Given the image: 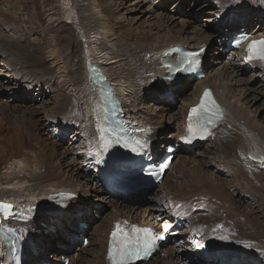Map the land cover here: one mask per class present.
Masks as SVG:
<instances>
[{
    "label": "rangeland",
    "instance_id": "obj_1",
    "mask_svg": "<svg viewBox=\"0 0 264 264\" xmlns=\"http://www.w3.org/2000/svg\"><path fill=\"white\" fill-rule=\"evenodd\" d=\"M41 1L42 0H0V30H3V27L12 26L17 28L23 37L18 41L16 39L9 40L14 42L16 46L12 45L8 40L1 39L0 41V73H2V75H0V112L10 114V120L5 123L12 126L13 132H21L22 134H27V136H29L33 131L37 136L39 134L41 139L44 138L46 143H53V147L57 151V156L55 158L48 155V150L43 145V141H39L41 146L38 147V144L36 145L37 137L29 136L26 138V142L28 143L30 141L28 144H30L31 147L24 150L26 158L31 163V166H40L41 171L46 169L50 174H56V172H58V174L61 173V176L57 179V183L61 181L60 183L62 184V187L51 190L49 187H44L43 185L42 191H48L46 189H49L56 195L57 192L68 193L72 190L74 193H71L73 196L70 198V202L75 201V204H71L70 207H68L59 217H57V213L60 212L50 205L46 208L45 212L41 210V213L38 215L40 216L38 219L40 220L38 223L40 227L39 229L32 230L33 233H31L37 235V237L29 251L27 250L28 253L26 254L24 262H38L40 264H42L41 262H47L48 264H57L67 258L69 264H103L106 231L112 226V222L115 220L116 215L122 213L121 211H126L125 206L144 210V208L147 207L144 203L145 195L141 196V199L143 200L138 204L128 202L125 203V205L123 204L124 207L122 204L121 206L119 205L120 207H117V209L114 207L113 203L120 204V199L109 194V192L102 186L100 180L94 176V173L96 175L95 171H88L89 168H87V164H89V159H87L86 156L88 155L84 151V147H87L89 139L87 137L88 132L78 122L73 121L66 111L60 109L63 100H60L56 96L57 92H53L47 86L43 73L31 68L32 65L29 62L30 58L38 63L36 60V57L38 56L41 60H44L46 70L50 71L48 74L50 78L53 76L56 80L58 79L57 81H54L53 85L55 83L58 84V82L64 79L66 72L63 73L61 71L63 70L61 69L62 62L56 60L57 56L54 53V49L58 46H56L57 38H55L54 33L47 31V27L52 25L54 20L59 16L64 20L75 23L74 11H69V5H66L62 0H53L55 1L54 4L59 8L60 15L58 17H50L53 12L46 11L45 9H38L39 15H36V4H39ZM116 1L117 0H112V8L114 5L118 6V12L114 11L115 13L117 12L116 22L122 24L117 30L127 31L129 28L132 30L134 29L135 31L136 28L137 32H143L144 30L149 31L150 29L152 33H155L157 29H159L160 33L174 32L179 28L176 19L179 20L181 18L186 24L189 23L190 27H195L196 30L194 29V31H198L199 29H213V36L208 38V43L209 45L211 44L210 46L215 45L218 50L214 57L209 54L204 56L203 65L206 66L207 70H211L221 64L228 65L230 63H238V61L230 58L229 54H231V52H228L229 54L225 55L226 53L221 51L220 47H224V45L221 46L216 43V38L223 36L222 33L225 34V36H227L226 34H229V32L227 33L226 31L228 24L231 22L229 18H235L236 16H234V14L238 11H234L232 8L227 11H221L215 0H146L143 7L145 10H143V8L134 9V7H131L133 5H116ZM125 1L132 2L133 0H118V2L121 3H124ZM208 4H211V7L208 6ZM160 5V13H153L149 10L153 7L159 8ZM126 8L131 10H127ZM257 13L258 12L253 10L250 14L251 20H249L248 23L250 24V29H253L257 25H262V23L257 22ZM155 15L161 18H157ZM237 16L239 17L237 18V22L242 20L241 15ZM16 17L21 19L20 23H15ZM51 18H53V20ZM222 21H224L225 24H222ZM50 22L53 23L50 24ZM240 27L241 25L235 26L232 29L233 32L230 34L237 32ZM73 36H75L76 39H79L78 41L80 44V50L76 53L83 58V56H86V48L83 39L79 36L77 30H74ZM18 49L29 51L31 56L26 57L25 55L18 53ZM30 49L33 50L30 51ZM58 50L59 48L55 51ZM214 58H216L215 64L213 63ZM53 60H56L57 63L54 64L55 62H53ZM56 68L57 70H60L57 71ZM246 69L243 77L246 78L252 76V80L256 82L258 88L263 92V101L261 100L262 96L259 97L257 93L256 95L258 96V99H256V102L250 101V95L246 96L245 94L240 96L238 91H234L233 93L244 105L247 106V108L249 107L248 110L251 111L250 115L254 116L255 125L258 126L259 129H264V75H254L251 67L247 66ZM9 79H13L12 82H10ZM201 80L202 79L192 81L191 85L185 86L182 91L183 93H178L175 98H173V95L171 94L173 99L171 100V103L168 102L169 105L163 102V100H165V98H163L165 95L153 96L146 89L143 90V97H141L142 100L140 103H138V101L134 102L132 97H126L127 108L129 107L130 110L134 108L136 111L141 112L143 116H151L157 113V116L159 117V125H157L159 126L157 129L158 135L169 136L167 139L154 138L157 144H155V146L158 148V156L162 154V152L159 153V150L161 147L163 148L164 144H169L174 139V141L177 140V136L175 135L176 124L179 123L182 125L181 109L183 110L187 107L186 100L193 95V90ZM38 81L47 87H42L39 91L38 89L40 88H38L37 85ZM227 83L228 86L233 89L234 80H229ZM26 84H28L29 87ZM59 86L64 87L65 94L66 92L70 95L73 94V91L69 90V86ZM31 89L35 90L31 91ZM78 102L80 103V101ZM166 106L169 108H166ZM170 109L174 118L173 116L169 118L165 114L160 115L161 112H167L170 111ZM259 113L261 115H259ZM22 114H25V116H21ZM84 115L88 117V115ZM163 129H165L166 132ZM170 133L173 134V136ZM231 136L235 139L236 134L232 133ZM47 137H49V139ZM31 138L32 140H30ZM162 142L163 145L161 146ZM207 142L208 141L200 144L197 149L193 151L195 154L193 152L190 153L188 158L193 156L196 162H200L203 165V174L206 175L208 184L220 185L223 181L237 182L238 179L236 180L234 173L228 169V166L223 167L224 163L219 159L220 157L214 158L213 156L212 159L208 158L211 155L207 153L206 148H204ZM154 150L156 154V148ZM212 150H214V146ZM197 154L198 156H196ZM45 155H47V157ZM52 158L54 159V162H52ZM205 161H207V164ZM225 161L227 162L228 159ZM55 163L60 164L61 166L56 168ZM228 164H230V162ZM179 166H172V169L166 172L163 181L165 182L164 185L160 183L155 186V188H152L154 191L156 190V192L153 193L156 203L162 208H165L168 212H170L172 206L167 204V202L171 201L172 198L177 201H181L182 198H191L188 178L181 177V174H183L184 171H186V173L189 172V165H184V171L182 167L180 169ZM200 166L196 167L198 168ZM52 170H54V172H52ZM236 171L237 169H235V172ZM256 175L260 182L259 184L264 188V175L261 174L259 168H256ZM90 178L92 179L91 181ZM181 179L185 180L182 181ZM71 180L74 182L77 180L76 183L78 184L72 189L69 187L72 182ZM250 180L251 179L248 178L247 182H250ZM32 183H28L29 186L27 184L28 189L30 190L29 192H26V190L23 191L21 195L24 196H21V199H24L27 193L31 194L33 191L32 189L34 188ZM228 190L229 192L234 193L233 197H238V199L241 198L242 193H240L241 195L236 194L235 186H231ZM200 191H203V193L200 192L194 195V202L185 203L181 201L184 205L182 214L186 220H184V218L180 220L178 219L177 216L180 212H177V215L173 214L174 216L176 215L174 217V221L177 223L176 226L184 228L187 225V228L181 230V234L176 240L179 243H169L173 246V249L171 250L173 258L183 260L186 264H250V262H253L252 259H255L254 256H260L261 251L260 249L247 248L248 246L246 242L231 240L237 227L233 225V222L228 215V206L226 204H221V201L215 199L214 201L211 197L214 193H204V187H201ZM36 192L34 191V193ZM182 192L186 193L182 194ZM13 194L19 195L20 193ZM179 195L181 197H178ZM43 198L47 199L48 197ZM244 199L243 202L240 201L236 203L237 208L243 213H245L248 208H252L254 212L250 214V217L256 218L257 221H255V223L260 226L253 227L254 229L250 227L252 231H249L247 235H244L243 239L246 241H254L251 235H256V237H258L257 235L264 234V203L262 207H260L258 202L248 195H246ZM68 204L70 203L68 202ZM138 213L140 215V212H137V215ZM146 213L147 211L145 212V215ZM128 219L138 221L134 216L129 217ZM144 219L149 220L150 224L153 225L160 224L163 220V218L157 220L148 219L146 216H144ZM238 221L242 223L241 219ZM79 222H81V224ZM241 223L240 225H242ZM76 228H80V231L82 232L80 233V236L82 235L84 238H87V244H82V240L78 238L79 231H77ZM258 232H260V234H258ZM221 237H227V239H221ZM235 244L244 247L237 249L230 248ZM219 245L220 248L225 249L221 250L220 248H217ZM257 246L260 245L257 244ZM226 248L230 249L227 250ZM158 253L153 255L151 259L136 264H158V260L164 257L162 251H159ZM235 253H240L243 256L236 255ZM3 255L4 254L0 248V264H6L3 261ZM246 255L249 256L247 257ZM260 263L264 264L263 262Z\"/></svg>",
    "mask_w": 264,
    "mask_h": 264
},
{
    "label": "bare ground",
    "instance_id": "obj_2",
    "mask_svg": "<svg viewBox=\"0 0 264 264\" xmlns=\"http://www.w3.org/2000/svg\"><path fill=\"white\" fill-rule=\"evenodd\" d=\"M62 1L65 2L66 5H69V9H70L69 11H74L75 23L64 20L59 16L60 15L59 8L54 4L55 1L53 0H42L39 4L38 3L36 4L35 9H36V15H39L38 9H45L46 11L53 12L50 15V17L59 16L54 20L55 24L53 22H50V24L53 23L52 25H49L48 24L49 22L47 23L49 25L47 27L48 28L47 31L54 33L55 38H57L56 46L57 45L58 46L54 49V53L57 56L56 60L62 62L61 69L63 70L61 71L63 73L66 72V74L64 75V79L63 80L61 79L62 81L58 82V84L55 83L53 85L56 78L53 76H51L50 78V76L48 75L50 71L46 70L44 65L45 64L44 60H41L37 56L36 60L38 61V63L34 62L32 58H30L29 61L32 65L31 66L29 63L31 68L41 71L43 73V77H45L44 80L47 86L53 92L55 93L57 92L56 96L60 100H63L60 109H62V111H66V113L70 115L71 119L75 122H78L88 132V134L90 133L91 135H93L92 118L90 116V111L92 114L91 105L95 91H94L93 83L89 81L87 65L88 63L89 64L95 63L99 67H101L102 70L106 72V76L114 85V90L116 94L117 95L120 94L122 96V100L124 102V108L126 112L125 116L127 118H130L132 121L136 122V124L143 123L145 126H147V128L150 129L151 131V135L149 136V138H151V142L153 138L156 137L159 139L169 138V136H165V135L159 136L157 133V129L159 127L157 126L159 125V119H158L159 117L157 116V113L151 116L150 115L143 116L141 112L136 111L134 108L130 110L129 107L127 108L126 97L128 98L132 97L134 102L138 101V103H140L142 100L141 97H143L142 95L143 90L146 89L153 96L165 95V97H163L165 98L163 102L169 105V103H171V100L175 98L178 95V93L180 94L183 93L182 91L184 90L185 86L191 85L192 80L190 78L191 74H187L181 77H175V79L171 81L168 80L167 76L169 75V72L167 71V67L164 63L165 53L166 52L170 53L171 46L177 44L185 45L186 47H196L199 45H206L207 49L205 55L209 54L210 56L214 57L218 48L215 45L210 46L211 44L209 45L208 43L209 41L208 38L213 36V29L212 28L208 30L199 29L198 31H194V29L196 30L195 27L193 26L190 27L189 23L186 24L185 21L180 18L179 20L176 19V23L179 25V28L174 32L160 33L159 29H157L155 33H152L150 28L149 31L147 30L143 31L142 29L143 32L141 31L137 32L136 28H135L136 32L134 31V29L132 30L129 28L127 29V31L126 30L119 31L117 29H119L122 24H120V22H116V18H117L116 13L118 12L117 11L118 6L114 5V7L112 8L113 5L112 0H62ZM215 1L216 4H218L219 10L221 11L224 10L227 11L228 9L231 8L234 9V11H238L234 14V16H236L235 18L233 19L229 18L231 22L228 24V28L226 30L227 33L233 32L232 29L238 25H241L240 28H242L243 30L245 28L248 29L250 25L248 23L249 20H251L250 14L253 12V10H255L256 12H258L256 17L257 22L262 23V25L261 24L257 25L256 27L251 29L252 30L251 32L255 34L264 35V26H263L264 0H215ZM145 2L146 0H133L132 2L125 1L124 3H121L118 2L117 0L115 4L133 5L131 7H134V9L135 8L142 9L144 7ZM208 6L211 7V4H208ZM160 8L161 5L159 8L153 7L147 9H149L153 13H160L159 12ZM126 9L131 10L128 8ZM143 10H145V8H143ZM114 11L117 12L115 13ZM157 15L155 16L157 17ZM237 15L242 16V20H240L239 22H237V18H239ZM157 18H161V17H157ZM51 19L53 20V18ZM20 22L21 19L16 17L15 23H20ZM74 30L78 31L79 36L83 39V43L85 44L86 56H83V58L78 56V54L76 53L77 51L80 50L79 49L80 44L78 41L79 39H76V37L73 36ZM19 32L20 31L17 28L12 26L3 27V30H0V36H1L0 41L1 39L8 40V42L16 46L14 42L9 40L16 39L18 41L19 39L23 38L22 34ZM58 48L59 50L55 51ZM32 50L33 49H30V51ZM18 53H21L26 57L31 56V53L29 51L23 49H18ZM229 56L233 60L238 61V63L237 62L232 64L230 63L228 65L221 64L220 66L214 67L211 70H207L206 66L203 65L204 62L202 63L205 76L202 78L200 82L197 83L195 89L193 90L194 91L193 95L186 101L188 107V105L194 103L199 99L201 93L205 89H208L211 92L212 96L214 97V100L219 105L222 114H221L220 124L216 129L212 131V135L208 138L209 140L207 139L208 142L206 143L204 148H206L207 153L211 155L208 158L212 159L213 156L214 158L220 157L219 159H221L224 163L223 167L228 166V169L232 173H234V177L236 178V180L238 179V181L237 182L223 181L220 185L208 184L207 181L208 179L206 178V175L203 174V165L200 162L199 163L196 162L193 156H190L191 158L190 157L188 158L191 152H187L186 149H184L183 147H179L178 155L176 154L173 157L172 166L180 165L179 166L180 169L182 167L184 171L185 168L184 165H189L188 166L189 172L186 173V171H184L183 174H181V177L188 178V183L190 184L188 185L190 187L189 193L191 194V198H187V199L182 198L181 201L185 203L194 202V197H195L194 195L200 192L203 193V191H200L201 187H204V193H214V195L211 196L213 200L215 199L217 201H221V204H226L228 206L227 207L229 213L228 215L230 216L233 225L237 227L236 232L231 237V240L246 242L247 246L251 244V247L248 246L247 248L260 249L261 251L260 256L255 255L254 256L255 259H252L253 262H250V264H262L260 262L264 263V234H260L261 232L260 231L258 232V234H260L261 236L257 235L258 237H256V235L255 236L251 235L254 241H246L243 239L244 235H247L249 231H252L250 227L253 228L256 226L258 227L260 226L257 223H255V221H257L256 218L250 217L251 216L250 214H252L254 210L252 208H248L247 211L243 213L242 211H240L239 208H237L236 203L240 201L243 202V200H245L244 198L246 195L252 197L256 202H258L260 207H262L264 203V193H263L264 188L259 184L260 182L256 177L257 176L256 168H259L261 174L264 175V129H259L258 126L255 125L254 116L250 115L251 111L248 110L249 107L247 108V106L244 105L233 92L238 91L239 92L238 94L240 96H243L245 94L246 96L250 95L251 102L252 101L256 102L258 96L259 97L262 96L261 100L263 101V95H262L263 92L258 88L256 82L252 80V76L246 78L243 77V74L246 72L247 70L246 68L248 65L242 62L239 55H237V52L232 51L231 54H229ZM56 60H53V62H55L54 64L57 63ZM213 63L214 64L216 63V58H214ZM248 64H249L248 67L252 68L253 71L252 73L254 75H258V76L264 75V68H261L259 61L249 62ZM0 75H2V73H0ZM12 80L13 79H9L10 82H12ZM229 80L231 81L234 80L233 89H231L228 86L227 81L229 82ZM26 85L29 87L28 84ZM37 85L38 88H40L38 89L39 91L41 90L42 87H47L43 83H40L39 81ZM59 85L69 86L70 88L69 90L73 91V94L70 95L67 94V92L65 94L64 87H61ZM34 90L35 89H31V91ZM256 93L258 96L256 95ZM171 94L173 95V98H170ZM78 101H80V103ZM187 107H185L183 110L181 109L182 111V112L180 111L182 113L181 117L185 116ZM166 108L169 107L166 106ZM84 114L88 115V117H86ZM163 114L167 115L169 118H171L172 116L174 118L173 113H171V109L170 111L167 112L164 111L161 112L160 115ZM259 115L261 114L259 113ZM21 116H25V114H22ZM9 120H10V114H6L5 112H0V122H1L0 123L1 124L0 125V200L13 201L19 205H22V203L25 202L31 207L32 211L38 212L36 216H33L32 219L30 218L26 224H21L20 226L21 233L23 234V239L25 240V237H28L27 238L28 241L27 242L25 241V244L22 247L21 255L23 257V253H25V255L28 253L27 250L29 251L30 247L35 242V238L37 237V235L31 233H33L32 230L39 229L40 227L38 225L40 221L38 219L40 218V216L38 215L41 213V210L45 212L46 208L49 207L50 205L55 210L60 212L57 213L58 214L57 217H59L60 215L63 214L64 211L67 210L68 207H70L71 204H75V201L70 202L71 199H68V196L60 197L58 194L55 195L49 189H46L48 191H42L43 185L44 187H49L51 190L62 187V184L60 183L61 181L57 183L58 181L57 179L61 176L60 175L61 173L58 174V172H56V174L54 173L50 174L47 172L46 169L41 171L40 166L38 167L31 166V163L26 158V154L24 150L31 147V145L28 144L30 141L28 143L26 142L27 141L26 138H28L29 136L37 137L36 145L38 144V147L41 146L39 144V141H43V145L48 150V155L55 158L57 156V151L53 147V143L51 144L46 143V141H44V138L41 139L39 134L38 137L36 133L33 131L31 132L30 135L28 134L29 136H27V134L24 135L21 132L18 133L13 132L12 126L5 123L8 122ZM176 125L177 126H176L175 135L178 136L181 134L183 127L179 123ZM163 130L165 131V129ZM232 133L236 134L235 139L231 136ZM171 135L173 136V134ZM47 138L49 139V137ZM30 140H32V138ZM212 144L214 146V150H212L213 148ZM162 145L163 142L161 146ZM161 152L164 153V150H162ZM45 156L47 157V155ZM196 156H198V154ZM227 159L228 161L226 162L225 160ZM52 162H54V159ZM229 162L230 164H228ZM205 163L207 164V161H205ZM55 165L56 168H59V166H61L60 164L57 163H55ZM196 166H200V167L197 168ZM235 169H237L236 172ZM52 172H54V170H52ZM166 172L167 171H165L161 182L163 185L165 184V182L163 181L165 179ZM248 178L251 179L250 182H247ZM91 180L92 179L90 178V181ZM181 180L183 181L185 179H181ZM76 181L75 182L72 181L71 183L69 182L70 183L69 187L71 189L75 188V186L78 185ZM28 183H32L34 185V188L32 189L33 191L31 192V194L27 193L25 195V198L23 197L24 199H21L22 198L21 196H24L21 195L22 192L25 190L26 192L27 191L29 192L30 190L28 189L29 186ZM231 186H235L236 194L242 193L240 199H238V197L237 198L233 197L234 194L233 192H229L228 189L231 188ZM34 191L35 192L38 191V192L34 193ZM155 192L156 190L154 191L153 189H150L145 193L144 191H139L135 194L127 195L125 197L118 195L117 197L118 199H120L119 201L120 204L113 203L116 209L117 207H120L121 204L125 205V203L128 202H132L135 204L142 202L143 199H141V196L143 195H145L144 203L146 204L145 206L147 207L144 208V210H138L135 209L134 207L125 206L126 211L120 210L122 213L116 215L114 221H116L119 218L120 220L118 222H125L129 217L134 216L138 219V222L150 224L149 220L144 219V216L148 217V219H154V220L163 218L160 224L158 223L156 226L164 230L168 225L167 222L165 221L171 218L170 212L166 211L165 208H162L160 205H158V203H156V199L153 196V193ZM13 193H20V194L14 195ZM70 193H74V192L71 190L68 192L67 195H70ZM184 193L186 192H182V194ZM43 197H48V198L45 199ZM178 197L181 196L179 195ZM181 201L173 200L172 198V200L167 202V204L171 205L172 209H175V211L180 212V214L177 216L179 220L183 218L184 220H186V218L183 217L182 214L184 210V205L182 204ZM68 202L70 204H68ZM146 211L147 213L145 215ZM137 212H140V215L139 213L137 215ZM175 216L174 215L172 216L173 220H175L174 218ZM239 219L242 220V223L238 221ZM162 222H164V224L166 225H164ZM240 223L242 225H240ZM76 229L77 231H79L78 234L80 235V233H82L80 231V228H76ZM110 229L106 231V240H105L104 252H103V256H104L103 264H111V261L107 257V245H108L107 240H108V235L110 233ZM178 243L179 242L176 241V244ZM256 243L260 246H257ZM242 247L244 246L235 244L230 248L237 249ZM0 248L1 250L3 248L6 249L2 240H0ZM217 248H220V245ZM230 248H226V249L228 250ZM172 249L173 246H171V244H169L168 246L162 245L161 251L164 253V257L158 260L157 263L186 264L183 260L173 258V254L171 251ZM155 254H157V252L154 253L153 255ZM235 254L241 255L240 253H235ZM246 256L248 257L249 255ZM3 261L6 264H9V260L6 258L5 255H3ZM22 264H40V263L22 262Z\"/></svg>",
    "mask_w": 264,
    "mask_h": 264
},
{
    "label": "snow or ice",
    "instance_id": "obj_3",
    "mask_svg": "<svg viewBox=\"0 0 264 264\" xmlns=\"http://www.w3.org/2000/svg\"><path fill=\"white\" fill-rule=\"evenodd\" d=\"M247 35H241L235 40L237 45L241 44L244 40H247ZM172 52L176 49L170 50ZM203 51V48L199 52L186 53L178 62L173 65H167L170 71L174 72H189L194 71L200 63L199 55ZM248 60H260L264 61V38L256 41H251L247 48ZM169 52L165 53V56L169 55ZM103 80V77L99 78ZM106 95L110 96V89H101V99L103 100ZM220 118L219 106L215 100L212 99L211 93L205 90L204 96L198 105L191 108L188 114V133L189 136H193L197 133L203 132L206 135H211L208 131L210 125H214L215 120ZM104 139L103 135L101 136ZM184 139V137H182ZM113 141H106L104 147L107 148ZM114 142L116 144L123 143V146L130 148L132 152L142 151L148 146L147 141H141L135 138L124 139L121 136H116ZM167 162L163 167H167ZM155 175V173H153ZM27 215L23 213H17L15 206L9 203L0 201V216L3 217V221H0V240H3L7 235L16 231L14 229L5 226V222L12 218H31V208L27 209ZM153 229L147 227H139L132 225L130 228L125 227L121 222H117L111 232V239L109 242L108 258L111 264H132L136 259H140L142 254H150L156 245V241L161 239ZM221 239H227V237H221ZM251 247V244L248 245Z\"/></svg>",
    "mask_w": 264,
    "mask_h": 264
},
{
    "label": "water",
    "instance_id": "obj_4",
    "mask_svg": "<svg viewBox=\"0 0 264 264\" xmlns=\"http://www.w3.org/2000/svg\"><path fill=\"white\" fill-rule=\"evenodd\" d=\"M0 201H3V200H0ZM3 202L8 203V202H6V201H3ZM0 221H1V218H0Z\"/></svg>",
    "mask_w": 264,
    "mask_h": 264
}]
</instances>
